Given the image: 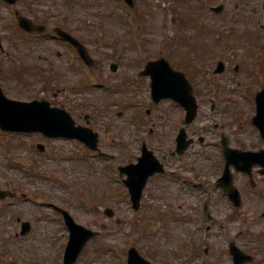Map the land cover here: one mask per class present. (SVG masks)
<instances>
[{
	"label": "rangeland",
	"instance_id": "rangeland-1",
	"mask_svg": "<svg viewBox=\"0 0 264 264\" xmlns=\"http://www.w3.org/2000/svg\"><path fill=\"white\" fill-rule=\"evenodd\" d=\"M117 3L19 0L14 6L0 0V36L4 44V51L0 49V76L7 94L52 100L73 112L78 122L85 123L80 115L92 113L90 125L100 132V146L110 155H94L75 139L46 138L38 132H0V188L17 192L14 198L0 199V264H62L69 232L52 204L67 208L86 226L100 229L107 224L77 264H127L126 251L132 245L158 264H192L185 242L194 228L197 213L193 208L198 198L188 199L190 195L179 190L171 176L172 179H165L157 175L145 190L141 208L134 210L118 170L119 165L136 161L141 154L140 136H146L145 140L163 157L173 143L177 119L182 121V110L171 101L152 102L148 78L139 75L149 59L164 55L175 66L187 65L197 88H207L201 97L197 120L190 127L191 133L197 132L196 142L181 159L200 168L197 171L202 174V181H208L205 172L212 179L219 173L211 163L214 151L207 147L203 152L198 141L205 134L201 131L202 123L212 121L208 115L212 113L223 129L224 122L231 128L232 123L241 127L236 133L245 143L254 140L246 122L252 108L239 90L244 91L248 81L255 80L252 69L258 68V55L264 54V0H188L189 4L138 0L137 11L132 12ZM221 3L226 5L222 12L210 9L211 5ZM13 8L37 19L44 18L50 27L60 24L71 30L88 44L97 67L91 69L93 72L84 71L83 67L72 71L68 58H73V50L59 40L25 35L15 24ZM132 14L138 18L132 19ZM189 21L195 24H188ZM232 29L235 30L231 32ZM183 37L191 39L192 46ZM58 51L67 53V63L63 61L64 68H59L64 72L46 71L47 61L40 57L55 58L53 54ZM191 57L193 64L185 59ZM219 59L230 62V71L213 73ZM113 61L120 65L116 73L110 70ZM236 64L241 65L239 71L234 70ZM259 79L255 82L264 83L263 72ZM80 85L83 86L74 88ZM62 88L67 91L60 92ZM131 101L138 104H130ZM230 127L225 130H231ZM38 142L45 143L46 153L37 148ZM180 157L167 158L170 173H181V168H177ZM194 182L199 184L197 178ZM211 195L208 207L217 221H212L208 232L212 245L207 254L195 255L194 264L204 257V264H233L229 254L223 255V245L225 250L229 235L233 236L241 225L234 230L228 226L236 222H226L223 229L224 213L232 210L215 187H211ZM252 206L255 207L245 204L242 211L248 212ZM105 207L114 208L116 215L107 217ZM258 208L261 212L264 205ZM18 217L33 225L25 235L17 234L21 230ZM205 247L202 245V250Z\"/></svg>",
	"mask_w": 264,
	"mask_h": 264
},
{
	"label": "water",
	"instance_id": "water-1",
	"mask_svg": "<svg viewBox=\"0 0 264 264\" xmlns=\"http://www.w3.org/2000/svg\"><path fill=\"white\" fill-rule=\"evenodd\" d=\"M9 2H15L16 0H8ZM132 3V0H128ZM217 11L220 8H216ZM21 25L30 30H43L44 26H34L32 22L23 17L20 19ZM61 35L71 40L78 46L81 53L84 54L83 45L73 36L65 31L60 32ZM165 64L168 66L166 61ZM152 62L147 66L148 69H152ZM116 67V65H115ZM149 71V70H148ZM147 72V71H146ZM158 73V74H157ZM154 77V94L161 97L164 94L165 85H169V79L174 80L176 77L180 81V85H189L183 73L174 72L168 67H164L163 70L156 72ZM176 78V82L178 83ZM166 94L175 96L174 91L168 90ZM188 89V88H187ZM181 93L186 94L185 104L190 109L191 120L194 117L196 111V105L194 98L187 94V90H182ZM260 114L255 117V121L261 125L264 129V101L259 103ZM0 126L5 130L12 131H42L46 136L50 137H78L85 141L92 148H97L98 134L92 129L82 126H76L72 115L61 107L51 106V103L47 100H32V101H21L8 98L0 87ZM41 149H44V144H39ZM150 153V152H149ZM151 154V153H150ZM152 155V154H151ZM146 155L140 158L138 164H130L121 167L122 172H128L129 177L126 182L130 185L135 201V207L139 206V200L141 197L142 189L148 179V176L155 171L161 169L158 165L156 157L153 158V163L146 160ZM149 165V166H148ZM8 191L0 190V195L4 197ZM64 213L67 223L71 229V239L66 251L65 261L67 264H72L76 261L79 253L81 252L86 241L97 234V232L86 228L85 226L77 223L74 218L66 211L61 209ZM107 212L112 214V209H107ZM25 230L29 229L28 222L24 224ZM130 264H142V259L135 248L130 250Z\"/></svg>",
	"mask_w": 264,
	"mask_h": 264
},
{
	"label": "flooded vegetation",
	"instance_id": "flooded-vegetation-1",
	"mask_svg": "<svg viewBox=\"0 0 264 264\" xmlns=\"http://www.w3.org/2000/svg\"><path fill=\"white\" fill-rule=\"evenodd\" d=\"M45 60L47 61L46 65L48 66L47 71L53 73L64 72L59 69L62 67L64 68L62 62L64 61L66 64L68 60L70 61V59H65L64 54L61 52L57 53L54 60L48 57H46ZM79 61L80 57L76 56L75 62H72V71L77 69ZM59 63L62 65L58 66ZM95 64L98 63L96 62ZM59 91L61 92L62 90ZM233 136L234 134L231 133V138ZM220 153H222V150H220ZM233 177L236 185L241 191L243 200H246V204L257 205L258 203L262 204L264 202V175L260 173L259 167H253L250 173L234 171ZM218 190L222 193L224 199L229 202L230 199L228 194L225 191L223 192L221 189ZM254 209L255 207L252 206L248 209V212H244L241 211L242 209L240 210L235 208L231 214L224 213L223 227L226 225V222L231 224V221L236 222L234 226H229L233 229H236L239 224L241 225V228L236 231L235 237L230 238L229 243L234 241L239 248L252 255V259L244 264H258L262 259H264V228L255 227H262L264 225V211L261 214V219H258L255 213L252 214ZM227 231L229 234V230Z\"/></svg>",
	"mask_w": 264,
	"mask_h": 264
}]
</instances>
